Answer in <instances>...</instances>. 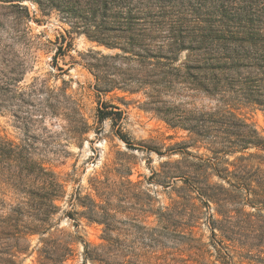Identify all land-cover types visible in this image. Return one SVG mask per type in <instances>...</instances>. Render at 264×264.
Returning a JSON list of instances; mask_svg holds the SVG:
<instances>
[{"label": "rangeland", "instance_id": "obj_1", "mask_svg": "<svg viewBox=\"0 0 264 264\" xmlns=\"http://www.w3.org/2000/svg\"><path fill=\"white\" fill-rule=\"evenodd\" d=\"M160 1L182 26L202 29L196 34L203 45L207 22L217 20L228 2ZM233 1L264 7V0ZM10 4L0 1V139L28 145L31 158L52 171L66 193L53 228L31 237L17 264H37L42 240L69 245L63 264H220L218 257L225 264H264V211L220 202L219 187L226 185L209 167L211 136L219 144L223 135L219 104L201 87L199 39L191 36L174 65L192 68L187 83L153 89L144 84L146 75L156 74L153 67L88 40L56 10L42 12L23 0L29 17L19 22ZM62 36L70 46L60 51ZM98 102L123 113L121 134L130 147L109 120L97 123ZM233 111L264 138V112L251 105ZM207 114L215 123H206ZM74 120L86 122L88 131L69 132ZM250 154L264 155L249 149L223 156L220 165ZM94 179L97 191L90 185ZM2 181L0 176V219L2 206L17 198ZM74 195L78 199L70 206ZM4 242L9 247L0 248V257L11 252L12 240Z\"/></svg>", "mask_w": 264, "mask_h": 264}, {"label": "trees", "instance_id": "obj_2", "mask_svg": "<svg viewBox=\"0 0 264 264\" xmlns=\"http://www.w3.org/2000/svg\"><path fill=\"white\" fill-rule=\"evenodd\" d=\"M0 1L14 2L10 5L19 11V22L29 17L27 7L22 5L23 0ZM29 1L42 12L56 10L62 20L68 22L74 30H81L88 40L130 55V60L137 61L145 69L153 67L151 69L156 74L146 75L148 79L144 81L153 89H169L177 83L186 84L184 80L190 76L189 70L192 68L187 64L180 67L174 65L179 61L181 51L189 49L185 43L191 36L192 39H199V44L203 40L202 36L196 34L202 30L199 26H182L184 24L179 23L181 20L164 10L160 0L154 3L146 0ZM236 4L228 0L227 6L217 14V20L207 22L210 25L204 29V45L201 43L195 49L204 54L201 87L204 95L210 99L216 98L219 104L217 122L223 135V141L219 144L215 136H211L213 156L209 167L226 185V188L219 187L220 202L262 212L264 155L250 154L240 157L237 164L225 167L220 165L223 156L244 153L249 149L264 153V138L233 111L251 105L264 112V7L256 9L250 4L249 7ZM61 43L60 51L70 46L63 36ZM151 59L155 61L153 64L146 63ZM152 77H156V80ZM207 116L206 123H215L213 115ZM96 119L98 124L109 120L112 127L117 128L115 133L118 138L130 147L121 134L123 113L119 108L98 102ZM165 119L167 124L175 126L171 120ZM74 122L76 126L69 132L88 131L86 122ZM205 129V132L211 130ZM216 145L220 150L215 148ZM230 167L233 169L230 170ZM0 176L3 178L2 184L17 196L15 203L5 204L1 209L0 248L9 247L4 242L5 238L12 240V244L7 249L11 252L4 253L6 257H0V264H17L19 256L30 249V238L44 236L53 228V217L60 211L59 203L66 197V193L64 185L55 174L31 158L28 145L18 146L1 139ZM94 180L90 185L97 191L98 181ZM210 197L204 191V198L209 200ZM77 199L75 195L71 196L68 205L73 206ZM64 214L72 217L70 212ZM41 242L43 247L38 250L37 264H63L71 253L69 245L59 240ZM218 258L220 264H225V258Z\"/></svg>", "mask_w": 264, "mask_h": 264}]
</instances>
